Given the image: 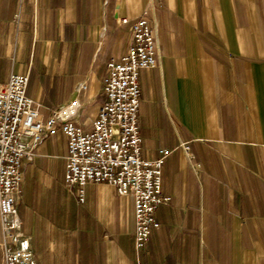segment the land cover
I'll return each mask as SVG.
<instances>
[{
  "label": "crops",
  "instance_id": "1",
  "mask_svg": "<svg viewBox=\"0 0 264 264\" xmlns=\"http://www.w3.org/2000/svg\"><path fill=\"white\" fill-rule=\"evenodd\" d=\"M142 14L157 63L139 72L141 156L169 152L161 188L170 202L136 251L132 197L89 183L80 203L64 187L58 129L22 165L16 207L35 260L264 264V0H0V84L26 74L43 120L77 99V121L90 129L106 64L126 52Z\"/></svg>",
  "mask_w": 264,
  "mask_h": 264
},
{
  "label": "built area",
  "instance_id": "2",
  "mask_svg": "<svg viewBox=\"0 0 264 264\" xmlns=\"http://www.w3.org/2000/svg\"><path fill=\"white\" fill-rule=\"evenodd\" d=\"M125 24L127 18H120ZM131 43L119 59L106 64L97 116L86 129L77 121L74 99L42 119L38 104L26 94L28 76L11 73L0 84V249L4 264H37L31 237L22 231L17 211L23 160L31 161L36 147L58 129L67 142L64 187L78 202L89 183L114 186L117 194L134 203V249H143L159 224L155 209L167 205L162 192L161 168L167 150L155 159L141 156L138 125L139 72L157 63L155 28L145 15L130 22ZM84 88L83 84L77 90ZM185 151L188 146L182 144Z\"/></svg>",
  "mask_w": 264,
  "mask_h": 264
}]
</instances>
